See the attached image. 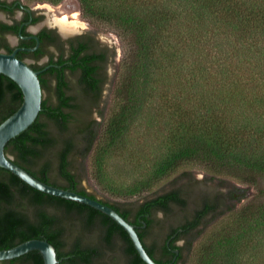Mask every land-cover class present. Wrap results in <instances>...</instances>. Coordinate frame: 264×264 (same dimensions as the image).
Wrapping results in <instances>:
<instances>
[{
	"label": "trees",
	"instance_id": "1",
	"mask_svg": "<svg viewBox=\"0 0 264 264\" xmlns=\"http://www.w3.org/2000/svg\"><path fill=\"white\" fill-rule=\"evenodd\" d=\"M79 2L91 25H108L128 44L114 87L116 106L105 117L100 107L108 82L106 64H98L100 57L84 53L83 47L75 48L66 60L61 56L54 64L61 67L33 64L36 71L47 68L39 78L43 92L51 98L43 97L37 120L9 142L6 154L47 184L97 199L82 187L77 161L100 154L121 139L129 121L139 116L137 94L146 65L156 63L159 56L166 60L176 56L168 64L170 71L168 66H157V71L174 80L173 64L178 59L175 81L187 99L184 103L170 99L169 109L178 118L168 127V135L170 143L179 142L180 147L158 167L154 180L160 182L178 172L185 178L186 169L194 166L203 167L205 178L191 176L131 209L99 201L130 223L134 220L132 224L153 259L154 251L145 238L148 229L158 230L164 242L159 264H186L189 257L192 264H236V246L240 242L248 246L247 239L264 224V191L252 194L264 179V0H191L198 13L181 17L180 23L176 10L154 12L148 18L136 10L128 12V8L101 12L92 0ZM174 23L181 24L180 28L166 33L164 26ZM173 40L178 41L177 50ZM12 52L7 47V53ZM211 52L214 58H210ZM67 70L76 82L67 77ZM195 92L204 112L201 105H192ZM22 103L20 87L0 73V124ZM95 112L102 118L100 122L94 118ZM231 182L245 188L203 187L217 183L224 188ZM239 191L246 200L241 206L235 203ZM172 236L171 247L179 255L168 249ZM32 239L51 243L58 264H93L110 254L127 264H146L128 233L106 214L38 191L0 168V250ZM177 241L183 244L175 246ZM0 264L45 263L39 251H32Z\"/></svg>",
	"mask_w": 264,
	"mask_h": 264
},
{
	"label": "rangeland",
	"instance_id": "2",
	"mask_svg": "<svg viewBox=\"0 0 264 264\" xmlns=\"http://www.w3.org/2000/svg\"><path fill=\"white\" fill-rule=\"evenodd\" d=\"M96 8L101 12H112L120 9L128 8V12L136 10L141 15L152 17L154 12L169 10L176 12V18L179 23L181 17L186 15H196L198 13L192 7L191 0H92ZM23 4L43 12L45 14L44 21H49L51 15L56 17L69 16L78 14V18H69V20L86 25L80 32L91 31L107 43L114 52V60L108 65V85L105 88V94L101 109L105 117L109 116L115 108L114 87L119 81L121 61L128 54V44L117 36L111 28L106 24L91 25L82 15L79 0H22ZM47 8H42V7ZM59 12H63L62 14ZM181 24L164 26L166 33H174L180 28ZM80 26H77L79 29ZM161 28L162 25L159 24ZM163 28V29H164ZM31 31H37V28L31 27ZM79 32V33H80ZM175 38V37H174ZM169 46L170 42H166ZM171 46V45H170ZM173 46L179 48L178 41L173 40ZM214 48V46H210ZM178 53V52H177ZM215 54L211 52L210 58H214ZM176 57V56H175ZM174 57V58H175ZM171 58V59H174ZM170 57L166 60L163 56H159L156 63L146 65L145 71L142 73L140 89L137 96L141 99L139 107V116L129 121L126 130L121 139L112 147L105 149L100 154L92 153L86 159H79L76 165V173L81 179V184L88 193L96 196L98 200L118 205L122 209H131L143 202L146 198L164 193L185 181H189L193 176L197 180H203L206 176L205 170L201 166H194L186 169L188 176L183 178L182 172L175 173L160 182H155L154 174L158 167L180 147V143H170L168 135L170 125L176 121L178 116L169 106L170 99L174 103H184L187 97H184L180 88L176 85V76L179 74L178 59L173 65L174 75L171 79L162 77V73L157 71V66L163 69L170 63ZM155 67V68H154ZM171 66H168V71ZM152 73H151V72ZM150 72V73H149ZM73 82V81H72ZM43 97L51 98L47 92H43ZM199 95L195 92L192 105H203L199 101ZM55 102V98H52ZM194 110H196L194 108ZM94 118L99 122L102 118L97 112ZM13 158V157H12ZM62 184L63 181L57 179ZM229 186L221 188L217 183L203 184V187L209 189L233 190V186L238 190L245 188L242 184L233 183ZM233 185V186H232ZM264 191V179L260 181L257 189L252 190V194ZM238 206L243 205L246 200L243 199L241 191L238 192ZM158 217H162L159 215ZM147 244L151 247L152 240L147 237ZM248 246L245 242H240L237 248L236 264H264V224L257 226L255 232L247 239ZM180 244H183L182 242ZM157 256L161 257L159 253ZM114 255L110 254L108 260H104L103 264H122L113 261ZM193 258L189 257L186 264H192Z\"/></svg>",
	"mask_w": 264,
	"mask_h": 264
},
{
	"label": "flooded vegetation",
	"instance_id": "3",
	"mask_svg": "<svg viewBox=\"0 0 264 264\" xmlns=\"http://www.w3.org/2000/svg\"><path fill=\"white\" fill-rule=\"evenodd\" d=\"M42 8L47 7L43 6ZM59 13L62 14L63 12ZM44 18L45 14H43V12H38L37 10L24 5L22 0H0V52L7 53V47H9L13 52L18 50L17 57L18 55H21V58H23L21 60L29 63L30 66L34 64L43 67L48 64V67H61L59 65H54L60 61L61 56L66 60L70 57L75 48L83 47L84 53L87 52L98 55L100 57L97 61L98 64H106V70L108 69V65L115 57L112 48L95 33L91 31L80 32L83 27L86 29L84 23L81 22L80 24H83V26L77 25L80 26L79 29L75 27L76 30L69 31L68 33H64L61 30L60 23L63 22L69 26V24L76 22L69 20V18H78L77 14L62 17L51 15L49 21H44ZM31 27L37 28V31H31ZM19 49L35 50L27 51ZM102 56H104V58H101ZM46 69L47 68H44L43 70L38 71H41L42 73ZM67 77L73 82L77 81L75 76L68 72V70ZM107 83L103 86V97L105 94V88L108 85ZM130 221L132 223L134 222L132 219H130ZM143 228L146 229L147 226L144 225ZM148 231L150 234L146 236L145 242L147 243V237L151 238L154 259L157 262H160V260H163L164 242L162 238L159 237L158 230L148 229ZM173 238L174 236L170 238L167 244L168 249L176 255H179V250H174L171 247V241ZM181 242L182 241H177L174 245L181 246ZM157 253H159L161 257L157 256ZM108 259L109 256L102 260L96 259L93 264H103L102 262ZM113 261L117 260L114 259ZM118 262L127 264L125 259Z\"/></svg>",
	"mask_w": 264,
	"mask_h": 264
},
{
	"label": "water",
	"instance_id": "4",
	"mask_svg": "<svg viewBox=\"0 0 264 264\" xmlns=\"http://www.w3.org/2000/svg\"><path fill=\"white\" fill-rule=\"evenodd\" d=\"M19 50L32 51L35 49ZM17 52L18 50L11 54L0 52V73L13 80L23 93L21 107L0 124V168L12 172L38 191L88 205L106 214L128 233L139 256L146 264H159L147 252L136 227L111 206L80 193L47 184L16 164L13 158L6 154L9 142L26 131L37 120L43 103V90L39 78L41 71L34 70L29 63L19 59ZM32 251H39L45 264L59 263L56 248L47 240L42 239H32L11 249L0 250V262L20 258Z\"/></svg>",
	"mask_w": 264,
	"mask_h": 264
},
{
	"label": "bare ground",
	"instance_id": "5",
	"mask_svg": "<svg viewBox=\"0 0 264 264\" xmlns=\"http://www.w3.org/2000/svg\"><path fill=\"white\" fill-rule=\"evenodd\" d=\"M77 15H78V14H77ZM65 21H66V19H65ZM60 25H61V30H62L64 33H68L69 31H74V30H76L75 27H77V25H81V26H83V24H80V23H78V22H73V23L69 24V26L66 25L65 23L61 22Z\"/></svg>",
	"mask_w": 264,
	"mask_h": 264
}]
</instances>
